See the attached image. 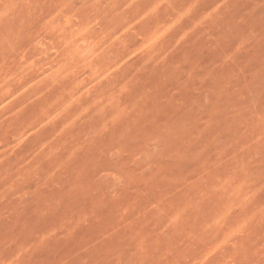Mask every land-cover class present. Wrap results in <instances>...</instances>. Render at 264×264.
Returning <instances> with one entry per match:
<instances>
[{"label":"clouds","instance_id":"obj_1","mask_svg":"<svg viewBox=\"0 0 264 264\" xmlns=\"http://www.w3.org/2000/svg\"><path fill=\"white\" fill-rule=\"evenodd\" d=\"M0 264H264V0H0Z\"/></svg>","mask_w":264,"mask_h":264},{"label":"rangeland","instance_id":"obj_2","mask_svg":"<svg viewBox=\"0 0 264 264\" xmlns=\"http://www.w3.org/2000/svg\"><path fill=\"white\" fill-rule=\"evenodd\" d=\"M161 35H162V34H161ZM157 39H159V37H157ZM92 51H93V48H92V47H89L88 50H87V52H86L85 54H86V55H87V54H90ZM86 90H87V89H86ZM6 99H7V98H6ZM17 106H18V102L15 103V104L13 105V110H14V108L17 107ZM33 112H34V109H31V108H30V109L27 111L26 115H31ZM52 119L54 120L55 117H52ZM30 130H31V129H30ZM51 132H52V130H51L50 128L47 129V130H45V131L40 135L39 139L37 140V143H39L40 141H42V140H44V139H47L48 136L51 134Z\"/></svg>","mask_w":264,"mask_h":264}]
</instances>
